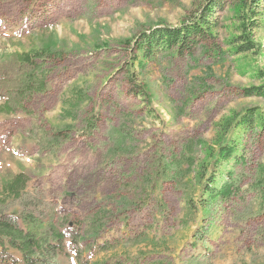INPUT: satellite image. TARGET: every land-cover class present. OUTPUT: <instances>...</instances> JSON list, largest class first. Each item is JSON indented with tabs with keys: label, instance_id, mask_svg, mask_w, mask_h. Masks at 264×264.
<instances>
[{
	"label": "rangeland",
	"instance_id": "1",
	"mask_svg": "<svg viewBox=\"0 0 264 264\" xmlns=\"http://www.w3.org/2000/svg\"><path fill=\"white\" fill-rule=\"evenodd\" d=\"M206 1L0 0V63L41 51L51 79L32 113L0 102V199L17 175L31 176L29 189L82 233L81 260L70 247L60 264H264V130L235 129L247 108L264 114V98L244 93L261 83L264 22L260 52L235 54L231 0L216 40L134 57L135 37L182 24ZM141 84L146 96L134 91ZM228 139L237 159L217 168ZM214 173L231 194L204 208Z\"/></svg>",
	"mask_w": 264,
	"mask_h": 264
},
{
	"label": "trees",
	"instance_id": "2",
	"mask_svg": "<svg viewBox=\"0 0 264 264\" xmlns=\"http://www.w3.org/2000/svg\"><path fill=\"white\" fill-rule=\"evenodd\" d=\"M230 1L207 0L197 14L178 26L159 25L143 31L132 43L137 53L134 57L152 61L163 52L192 54L204 41L216 40L217 36L212 30L219 23L217 12L228 7ZM237 1L239 11L234 17V35L228 39V45L235 54H258L261 46L255 41V32L263 26L264 0ZM47 71L41 51L16 54L0 63V102L3 111L32 113L31 103L36 96L50 90L51 79ZM257 78L261 83L244 89L245 96L264 98V71H260ZM134 91L138 96L148 93L147 87L142 84L135 86ZM259 110L258 107L247 108L235 120V129L240 133L258 130L257 136L261 135L264 114ZM237 145V140H227L220 150L217 168L227 160L237 159ZM216 180L217 173H214L210 177L211 183L204 186L201 199L205 200L202 202L204 208L231 194L230 184L215 187ZM30 181V175L20 173L5 187L7 196L0 199V264H60V258L68 255L70 247L77 248L76 257L81 260L79 238H82V233L65 225L59 217L60 209L47 201L38 189L30 190ZM209 229V226L200 227L201 232L194 235L201 239ZM108 248L105 241L98 245L100 252ZM11 249L17 250L20 256H16ZM83 264H88V261ZM96 264H99L98 261Z\"/></svg>",
	"mask_w": 264,
	"mask_h": 264
}]
</instances>
